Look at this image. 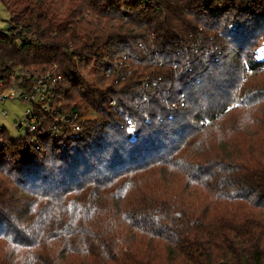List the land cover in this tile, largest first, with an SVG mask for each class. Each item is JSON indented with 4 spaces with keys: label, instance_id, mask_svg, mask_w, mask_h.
<instances>
[{
    "label": "trees",
    "instance_id": "trees-1",
    "mask_svg": "<svg viewBox=\"0 0 264 264\" xmlns=\"http://www.w3.org/2000/svg\"><path fill=\"white\" fill-rule=\"evenodd\" d=\"M0 3V264H264V0Z\"/></svg>",
    "mask_w": 264,
    "mask_h": 264
},
{
    "label": "built area",
    "instance_id": "built-area-1",
    "mask_svg": "<svg viewBox=\"0 0 264 264\" xmlns=\"http://www.w3.org/2000/svg\"><path fill=\"white\" fill-rule=\"evenodd\" d=\"M60 79V76H52L49 73L36 74L32 76L33 85L31 88H24L15 83L9 86L4 81H0V105L7 101H15L27 103L31 106L30 109L25 111L24 121L17 127L18 130L25 126L26 132L34 133L36 131V119L33 117L35 106H40L44 113H51L50 103L55 98L57 83ZM1 114L3 117H7L5 111H2ZM80 122L76 114L70 117H60L55 120L51 129L56 131L61 123L76 133L80 130Z\"/></svg>",
    "mask_w": 264,
    "mask_h": 264
},
{
    "label": "rangeland",
    "instance_id": "rangeland-1",
    "mask_svg": "<svg viewBox=\"0 0 264 264\" xmlns=\"http://www.w3.org/2000/svg\"><path fill=\"white\" fill-rule=\"evenodd\" d=\"M9 14L0 3V30H7L9 27ZM31 106L27 103L7 101L0 105V128H4L11 137H18L25 134V126L18 130V126L24 121V113ZM5 111L7 117L1 112Z\"/></svg>",
    "mask_w": 264,
    "mask_h": 264
}]
</instances>
